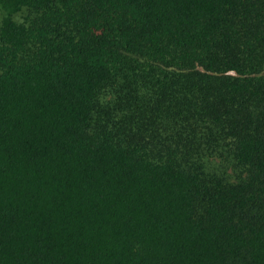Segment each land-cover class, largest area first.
Listing matches in <instances>:
<instances>
[{
    "label": "trees",
    "instance_id": "1",
    "mask_svg": "<svg viewBox=\"0 0 264 264\" xmlns=\"http://www.w3.org/2000/svg\"><path fill=\"white\" fill-rule=\"evenodd\" d=\"M0 11V264H264V0Z\"/></svg>",
    "mask_w": 264,
    "mask_h": 264
},
{
    "label": "rangeland",
    "instance_id": "2",
    "mask_svg": "<svg viewBox=\"0 0 264 264\" xmlns=\"http://www.w3.org/2000/svg\"><path fill=\"white\" fill-rule=\"evenodd\" d=\"M24 12H19L16 13L13 17L15 20L17 21H21L22 20V16H23ZM0 16H1V11H0ZM210 161V165L212 167H215V171H219V170H225L226 171V175L228 176L229 179L233 178L234 175V169L232 168L231 164L226 161L223 160L221 157L219 156H213L209 159Z\"/></svg>",
    "mask_w": 264,
    "mask_h": 264
}]
</instances>
